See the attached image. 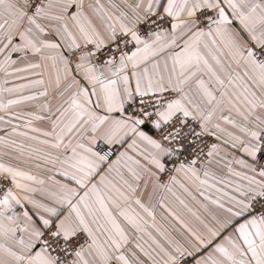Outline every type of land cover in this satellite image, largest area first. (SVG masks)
Listing matches in <instances>:
<instances>
[{"label":"snow or ice","instance_id":"6c2138e0","mask_svg":"<svg viewBox=\"0 0 264 264\" xmlns=\"http://www.w3.org/2000/svg\"><path fill=\"white\" fill-rule=\"evenodd\" d=\"M0 264H264V0H0Z\"/></svg>","mask_w":264,"mask_h":264}]
</instances>
